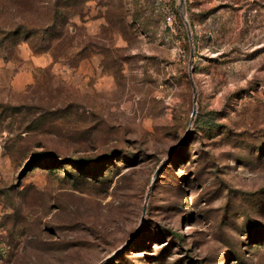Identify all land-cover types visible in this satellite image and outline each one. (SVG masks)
<instances>
[{"label": "rangeland", "instance_id": "rangeland-1", "mask_svg": "<svg viewBox=\"0 0 264 264\" xmlns=\"http://www.w3.org/2000/svg\"><path fill=\"white\" fill-rule=\"evenodd\" d=\"M130 240L264 264V0H0V264Z\"/></svg>", "mask_w": 264, "mask_h": 264}, {"label": "water", "instance_id": "water-1", "mask_svg": "<svg viewBox=\"0 0 264 264\" xmlns=\"http://www.w3.org/2000/svg\"><path fill=\"white\" fill-rule=\"evenodd\" d=\"M180 6H181V9L183 10V6H184V0H180ZM184 20H185V23H186V26L187 28H189V24L188 22L186 21L185 17L183 16ZM194 55V50L192 49L191 50V61H192V57ZM191 78V85H192V88H193V92H194V95H195V102H196V88H195V85L193 83V80H192V76H190ZM194 113H196V111L194 110ZM182 144V142L172 151L171 155L180 147V145ZM151 192V188L149 190V193ZM149 197H150V194L147 195L146 197V202L149 200ZM144 214H145V211H144ZM132 240H130L127 244H125L124 246H122L118 251H116L113 255H111L110 257H108L106 260H104L102 263L100 264H106L107 262L111 261L112 259H114L119 253H121L122 251H124L125 249L128 248V246L131 244Z\"/></svg>", "mask_w": 264, "mask_h": 264}, {"label": "trees", "instance_id": "trees-1", "mask_svg": "<svg viewBox=\"0 0 264 264\" xmlns=\"http://www.w3.org/2000/svg\"><path fill=\"white\" fill-rule=\"evenodd\" d=\"M77 163H78V164H82L83 162H81V161H77Z\"/></svg>", "mask_w": 264, "mask_h": 264}]
</instances>
